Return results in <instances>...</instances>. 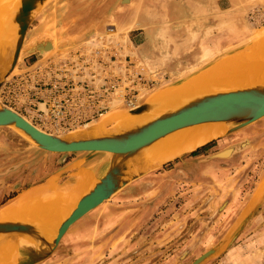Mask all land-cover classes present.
<instances>
[{"label":"rangeland","instance_id":"374dc122","mask_svg":"<svg viewBox=\"0 0 264 264\" xmlns=\"http://www.w3.org/2000/svg\"><path fill=\"white\" fill-rule=\"evenodd\" d=\"M106 1H98L101 18L71 21L62 15L66 4L49 0L26 31L19 60L0 88V105L51 135L101 121L112 128L128 116L121 98L127 67L146 84L138 89V105L264 33V0ZM35 42L52 48L21 57ZM99 50L108 51V58H99L108 64L101 75L94 69ZM108 80L119 88L107 113L83 127L56 131L41 124L46 119L32 118L35 102L43 109L52 86L98 89ZM215 131L206 152L144 174L74 222L38 264H190L210 249L214 253L201 264H264V117L231 133ZM227 149L229 155L215 156ZM85 155L44 152L14 129L0 128V209L51 176L61 187L74 183V171L90 180L92 173L81 167Z\"/></svg>","mask_w":264,"mask_h":264},{"label":"water","instance_id":"95a60500","mask_svg":"<svg viewBox=\"0 0 264 264\" xmlns=\"http://www.w3.org/2000/svg\"><path fill=\"white\" fill-rule=\"evenodd\" d=\"M48 1L18 0L16 2L17 7L9 21L12 30H14L15 41L7 65L0 69V88L15 67L30 23ZM257 40L217 58L207 66L184 77L180 82L167 87L182 83L188 77L196 75L218 60L244 50L255 42L257 43ZM27 48H32V44L24 49L25 52L21 57L35 53L40 55L39 51L30 53ZM149 99L141 101L133 109L123 107L122 112L130 115L148 114L156 108L154 102L149 101ZM262 117H264V84L198 94L187 99L178 107L165 110L160 115L133 129L117 132L109 129L108 133L98 136H86L82 133L84 129L74 130V132L64 135L47 134L37 130L11 109L0 105V128L10 127L14 129L32 146L44 152L54 154L85 153V163L80 165L86 169L87 167L91 168L95 179L92 188L79 198L74 209L60 222L53 237L47 238L41 235L32 224L16 221H0V236L15 235L28 239V241L18 243V256L15 264H38L51 255L63 234L74 222L139 177L175 160L167 161L158 167L142 169L134 161L144 148L168 134L186 127L203 123L224 122L228 126L226 133H231L256 122ZM224 152L226 155H222ZM229 152L230 150L227 149L215 154V156L225 157L229 155ZM70 164L66 168H69ZM261 195L247 210L244 221L257 208L261 201ZM214 251L215 249H210L204 252L190 264H201Z\"/></svg>","mask_w":264,"mask_h":264},{"label":"bare ground","instance_id":"6f19581e","mask_svg":"<svg viewBox=\"0 0 264 264\" xmlns=\"http://www.w3.org/2000/svg\"><path fill=\"white\" fill-rule=\"evenodd\" d=\"M17 1L0 0V69L7 65L15 41L14 30H12L9 21L17 7ZM259 36L257 43L255 42L251 47L249 46L250 48L247 47L248 50L254 47L252 51L244 52L241 50L242 52L233 56L230 55L226 59L218 60L196 75L188 77L182 83L167 87L157 94L155 93L156 95L149 99L155 104L154 112L151 111L148 114L140 115L128 114L127 117H122L123 119L121 120L116 118L119 124L115 119L118 125L115 124L108 129V123L99 120L101 121L100 123L95 125L93 123L89 127L87 126L88 128L82 133L86 136H98L108 133L109 129H113V132L130 130L160 115L165 110L178 107L187 99L198 94L247 87L253 84H264V33ZM34 45L36 46L33 47ZM34 45H32V48H28V52L32 53L37 50L39 53H44L52 48L50 42L35 43ZM20 52L17 61L19 60ZM220 129H223L221 134H225L228 129L227 124L224 122H211L177 130L144 148L134 163L142 169L160 166L166 161H171L190 153L212 141L217 134L215 130ZM221 134L217 138L221 137ZM222 155H226V152L222 153ZM70 166L68 169H72ZM81 167L91 172V170ZM82 174H79L83 181L81 187H78L76 177L75 183L70 182L68 186L66 185L67 187H61L53 176L42 186L26 190L0 209V221L29 223L34 225L41 235L47 238L53 237L60 222L69 215L79 198L91 189L95 182L93 174L90 180L85 174ZM77 188H81V190L77 191ZM260 195L256 197L255 201ZM25 241H28V239L15 235L0 236L1 264H15L18 256L17 245L19 242Z\"/></svg>","mask_w":264,"mask_h":264},{"label":"built area","instance_id":"2783aa9c","mask_svg":"<svg viewBox=\"0 0 264 264\" xmlns=\"http://www.w3.org/2000/svg\"><path fill=\"white\" fill-rule=\"evenodd\" d=\"M94 55H97L95 65L106 68L107 62H101L99 58H108V51L99 50L94 52ZM124 71V77L128 84L122 87L121 98L125 107L133 109L137 106L138 89L146 84L144 78L139 73L129 69V67ZM96 78L98 79L97 76ZM117 84V80L115 82L114 80H108L103 82V85L98 89L89 88L86 85L70 88V85L65 87L64 83L61 87L60 85L52 86L53 92L49 91L53 93L52 96L41 103L43 109L37 107L39 104L35 102V98L30 101L29 104L35 102L32 118L38 121L46 119L45 123L41 124L56 131L68 132L77 127H83L107 113L106 103L110 95L119 88ZM57 88L61 89L58 91ZM82 122L84 123L81 124Z\"/></svg>","mask_w":264,"mask_h":264},{"label":"crops","instance_id":"0c3cea01","mask_svg":"<svg viewBox=\"0 0 264 264\" xmlns=\"http://www.w3.org/2000/svg\"><path fill=\"white\" fill-rule=\"evenodd\" d=\"M98 1L99 0H58V3H64L67 6L66 10L64 12H62L63 18L65 20H71L72 21L75 18L76 19L77 18H79V19L81 18V19H85V20L86 19L93 20V19L101 18L100 17L101 10L98 8V3H99ZM85 5H88V6L85 7ZM94 69H95V71L97 73L99 72L98 73L99 75H101V73H102L101 71L102 70H106L101 65H95L94 66ZM98 70H101V71H98ZM52 177L53 176H51V178ZM71 177L74 180V183H75V177L77 178V181L76 182L78 184V187L79 186L81 187L83 185V181H82V179L80 178V175L77 172L74 171V173L71 174ZM48 179H50V177L47 178L46 181ZM43 184H41L39 186H42ZM35 187H37V186H35ZM19 196H17V197H19ZM1 262H2V259H1ZM1 262H0V264H1Z\"/></svg>","mask_w":264,"mask_h":264},{"label":"trees","instance_id":"16d2710c","mask_svg":"<svg viewBox=\"0 0 264 264\" xmlns=\"http://www.w3.org/2000/svg\"><path fill=\"white\" fill-rule=\"evenodd\" d=\"M212 145H213V141L210 142V143H207V144H205L204 146H202V147L196 149L195 151L191 152L190 155H191V156H193V155H197L199 151H205V150H207L209 147H211ZM168 165H170V164H168Z\"/></svg>","mask_w":264,"mask_h":264},{"label":"flooded vegetation","instance_id":"af4514ba","mask_svg":"<svg viewBox=\"0 0 264 264\" xmlns=\"http://www.w3.org/2000/svg\"><path fill=\"white\" fill-rule=\"evenodd\" d=\"M209 148H210V147H209ZM209 148H208V149H209ZM208 149H207V150H208ZM207 150H205V151H199L197 155H199V154H201V153H204V152H206ZM197 155H193V156H191V155L189 154V156H191V157H195V156H197ZM168 166H169V165H168Z\"/></svg>","mask_w":264,"mask_h":264}]
</instances>
